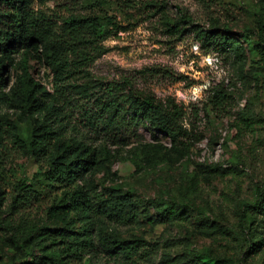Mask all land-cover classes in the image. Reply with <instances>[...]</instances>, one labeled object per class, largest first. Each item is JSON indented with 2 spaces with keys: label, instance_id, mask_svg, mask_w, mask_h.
<instances>
[{
  "label": "rangeland",
  "instance_id": "obj_1",
  "mask_svg": "<svg viewBox=\"0 0 264 264\" xmlns=\"http://www.w3.org/2000/svg\"><path fill=\"white\" fill-rule=\"evenodd\" d=\"M35 7L55 21L90 13L114 18L122 31L103 42L107 53L91 67L95 82L124 96L125 120L132 116L128 80L183 106L192 130L189 151L179 154L164 133L137 124L122 145L110 146L108 165L84 176L82 184L103 194L115 187L133 198L139 222L113 225L106 235L144 240L140 254L58 264H264V0H36ZM181 17L191 22L188 31L171 35L165 23ZM193 26L245 36L244 57L202 48ZM27 75L52 89L53 74L37 51L26 66L17 59L6 93ZM9 94L0 102V264H26L41 252L13 229L23 220L63 227L48 213L63 190L50 180V165L30 157L9 133L28 141L37 124L21 119ZM93 137L96 143L103 136ZM17 184L26 186L29 200L15 206Z\"/></svg>",
  "mask_w": 264,
  "mask_h": 264
},
{
  "label": "trees",
  "instance_id": "obj_2",
  "mask_svg": "<svg viewBox=\"0 0 264 264\" xmlns=\"http://www.w3.org/2000/svg\"><path fill=\"white\" fill-rule=\"evenodd\" d=\"M35 3L36 0H0V102L12 98V91L21 107V119L25 123L35 119L37 124L28 141L19 139L14 129L10 128L9 133L30 157L50 165V180L61 187L63 197L48 213L62 219L64 226L51 228L23 220L13 230L21 241L41 252L40 260L27 259L26 264L90 262L93 258L132 260L146 246L145 241H123L106 235V231L113 225L138 223V206L120 188H110L103 194L82 184L84 176L108 165L113 158L110 146L122 145V136L132 134L140 123L164 133L175 152L186 154L192 133L185 124L186 112L174 99H158L125 80L132 108L130 120H125L120 114L124 96H115L112 86L106 89L97 84L91 70L95 61L107 53L103 42L122 31L119 23L94 13L55 21L38 10ZM190 23L181 17L168 20L165 26L171 35H181L188 31ZM189 30L194 31L202 48L244 57L239 39L245 36L224 33L219 28L193 26ZM37 51L53 74L52 89L47 90L41 81L27 75L17 91L6 93L8 76L17 59L21 56L26 66ZM222 92L223 89L216 92L219 99ZM93 135L103 136L102 141L94 143ZM68 137L73 142L62 140ZM134 165L138 166L137 159ZM15 191V206L29 200L26 186L17 184ZM76 222H81L79 231L75 229Z\"/></svg>",
  "mask_w": 264,
  "mask_h": 264
}]
</instances>
